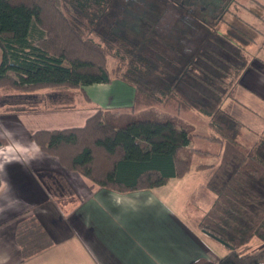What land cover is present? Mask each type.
Segmentation results:
<instances>
[{"label": "trees", "instance_id": "1", "mask_svg": "<svg viewBox=\"0 0 264 264\" xmlns=\"http://www.w3.org/2000/svg\"><path fill=\"white\" fill-rule=\"evenodd\" d=\"M113 1L0 0V92L127 83L131 105L95 107L80 127L39 130L30 139L66 170L122 192L186 174V149L216 158L195 167L211 168L206 188L214 196L199 228L227 252L216 263L189 264H264V245L246 247L253 238L264 243V137L250 146L239 141L244 124L222 106L264 49L257 40L264 38V19L252 8L264 10V2L209 0L200 7L204 0H184V9L182 0L139 1L140 15L130 21L126 0ZM154 106L204 115L209 146L193 148L185 125L147 115ZM16 241L22 258L51 244L34 216L20 222Z\"/></svg>", "mask_w": 264, "mask_h": 264}, {"label": "crops", "instance_id": "2", "mask_svg": "<svg viewBox=\"0 0 264 264\" xmlns=\"http://www.w3.org/2000/svg\"><path fill=\"white\" fill-rule=\"evenodd\" d=\"M253 59L256 65L247 67L231 93L249 101H236V106L259 108L264 115V49ZM31 95L41 97L29 103ZM133 95V88L118 79L28 95L0 92V264L216 263L227 252L199 228L214 198L206 188L211 168L190 169L151 189L122 192L66 170L30 139L39 130L80 127L95 107L129 106ZM198 172H206L204 178L192 181ZM32 216L51 244L22 258L16 232Z\"/></svg>", "mask_w": 264, "mask_h": 264}, {"label": "rangeland", "instance_id": "3", "mask_svg": "<svg viewBox=\"0 0 264 264\" xmlns=\"http://www.w3.org/2000/svg\"><path fill=\"white\" fill-rule=\"evenodd\" d=\"M119 1H123V0H114L113 5H115V2H119ZM139 1H143V0H126V6H124V11L126 14H128L130 16V21H132L133 19L137 20L140 12H136V10H138L139 7L137 5V2ZM207 1L209 0H204V2H201V6L200 7H207ZM262 2H264V0H260ZM144 2V1H143ZM144 3H148V2H144ZM251 5V3H249ZM148 5V4H147ZM119 7V4L117 3L116 7ZM252 6V5H251ZM113 8L114 10H117L119 8ZM253 10H255L258 13H261V17L264 19V10H258L257 8H255L254 6H252ZM143 10V9H142ZM143 14V13H141ZM254 20V19H253ZM255 23H259L258 19L254 20ZM107 24H109L108 22L106 23H100V25L98 26V29L100 31H105V29L107 28ZM122 25V24H121ZM131 26V25H130ZM223 29H225L223 27ZM126 31V30H125ZM261 31L264 33V27L261 28ZM258 44L261 46H264V38L263 37H258ZM258 47V46H257ZM251 65H256V62L254 61V59H251ZM256 80V79H255ZM260 80V79H259ZM253 82V80H251ZM254 87H256L258 89V84H255V82H253ZM47 88H43V89H39V90H46ZM37 92V91H36ZM41 97V95H31L29 97L30 101H28L29 103H35L36 101H38V99ZM251 100V99H250ZM258 101L257 99H253ZM236 101L241 102L244 105H247L246 103H249L248 100H245L244 98L239 97L238 95L234 94L232 95V93H230V95H228V97L225 98L224 102H223V108L226 109H230L229 111H233V112H239V116H241L240 119L243 124H244V128L242 129V132L240 133V135L238 136V140L241 141L242 143L246 144L247 146H250L256 139L260 138V137H264V125H262V123H259L262 118H263V110H260L259 108H252L251 106H248L250 109L248 111H245V109L243 110L242 108H240V106H236ZM246 102V103H245ZM236 103V104H235ZM47 104V103H46ZM29 105V104H28ZM32 104H30L31 106ZM29 106V107H30ZM94 113V112H93ZM258 114H262V115H258ZM147 115H150V117H155L158 120H165V119H173L178 121L181 125H185L189 130H190V134H191V141H190V146L193 148H201L204 147L205 145L209 146V142L207 141V136H209L211 134V130L208 127V119L200 114L197 113L196 111H187V112H182L180 114L174 112L173 109L169 108V107H161V106H154L150 109H148V113ZM234 115V114H233ZM264 121V119H263ZM182 156H184L191 164V171H195V167L196 165L199 164H211V163H215L217 162L216 158L214 157H206L200 154H196V153H191L190 150L186 149L182 152ZM206 172H198V175L192 180L194 182H201L202 179L204 178ZM191 182V181H190ZM264 245V243H262L260 240H258L257 238H253L247 245V251H254L256 249H259L260 247H262ZM264 262V260H263Z\"/></svg>", "mask_w": 264, "mask_h": 264}, {"label": "flooded vegetation", "instance_id": "4", "mask_svg": "<svg viewBox=\"0 0 264 264\" xmlns=\"http://www.w3.org/2000/svg\"><path fill=\"white\" fill-rule=\"evenodd\" d=\"M133 1V0H132ZM144 2H150V1H152V0H143ZM142 1V2H143ZM153 1H155V2H157L158 4H162V3H167V2H171V1H173V2H177V3H179L178 2V0H153ZM146 4V3H145ZM148 4V3H147ZM149 5V4H148ZM180 6L182 7V8H184L185 9V7L186 6H188V3H186V1H184V0H182L181 1V3H180ZM150 8H152L151 6L149 7V9ZM187 8V7H186Z\"/></svg>", "mask_w": 264, "mask_h": 264}]
</instances>
